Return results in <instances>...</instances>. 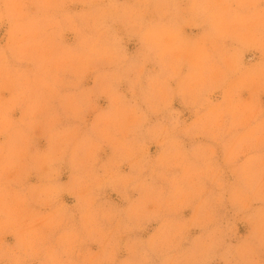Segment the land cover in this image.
I'll use <instances>...</instances> for the list:
<instances>
[{
	"label": "clouds",
	"instance_id": "obj_1",
	"mask_svg": "<svg viewBox=\"0 0 264 264\" xmlns=\"http://www.w3.org/2000/svg\"><path fill=\"white\" fill-rule=\"evenodd\" d=\"M0 264H264V0H0Z\"/></svg>",
	"mask_w": 264,
	"mask_h": 264
},
{
	"label": "rangeland",
	"instance_id": "obj_2",
	"mask_svg": "<svg viewBox=\"0 0 264 264\" xmlns=\"http://www.w3.org/2000/svg\"><path fill=\"white\" fill-rule=\"evenodd\" d=\"M130 48H131V45H130ZM177 106H179V105H177ZM66 199V201L68 202V203H71L72 201H71V199L70 198H65ZM113 199H116V197H115V195H113ZM187 214V213H186ZM240 232H241V234H243V233H245V228L242 226V227H240Z\"/></svg>",
	"mask_w": 264,
	"mask_h": 264
}]
</instances>
